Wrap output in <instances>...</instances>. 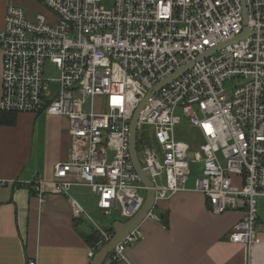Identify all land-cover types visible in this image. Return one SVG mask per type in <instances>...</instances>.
Here are the masks:
<instances>
[{
  "label": "built area",
  "instance_id": "2783aa9c",
  "mask_svg": "<svg viewBox=\"0 0 264 264\" xmlns=\"http://www.w3.org/2000/svg\"><path fill=\"white\" fill-rule=\"evenodd\" d=\"M41 1L54 20L43 13L30 18L14 4L6 8L0 110L68 119V156L54 165L51 184L68 198L74 219L91 221L69 194L72 185L89 188L103 215L115 211L118 220H127L140 209L146 186L130 159V120L156 83L193 61L152 94L138 116V158L155 190L146 218L161 220L159 200L201 192L214 214L242 212L227 239L252 244L262 227L257 202L264 199V0H244L249 34L200 60L198 55L242 32L241 0H113L109 9L101 0ZM47 62L58 77L45 74ZM95 97L102 98L101 112ZM178 111L199 129L200 144L175 139ZM198 162L201 174L189 187ZM45 184L31 181L41 201ZM96 229L101 238L87 251L89 260L112 237L98 224ZM141 238L137 227L107 262L123 259L126 247Z\"/></svg>",
  "mask_w": 264,
  "mask_h": 264
},
{
  "label": "crops",
  "instance_id": "0c3cea01",
  "mask_svg": "<svg viewBox=\"0 0 264 264\" xmlns=\"http://www.w3.org/2000/svg\"><path fill=\"white\" fill-rule=\"evenodd\" d=\"M9 4L30 18L43 13L55 19L41 0H0V29ZM1 68L0 50V98ZM68 128L65 116L46 113L18 112L13 124H0V264H89L87 251L98 241L89 237L97 229L86 218L74 219L68 198L51 184L54 165L68 156ZM35 179L46 181L45 201L32 189ZM81 187L70 188L86 209L93 208L94 195H81ZM156 207L164 218H145L143 238L126 247L123 259L103 264H264V199L257 202L262 227L250 245L227 239L242 212L214 214L201 192H178Z\"/></svg>",
  "mask_w": 264,
  "mask_h": 264
},
{
  "label": "water",
  "instance_id": "95a60500",
  "mask_svg": "<svg viewBox=\"0 0 264 264\" xmlns=\"http://www.w3.org/2000/svg\"><path fill=\"white\" fill-rule=\"evenodd\" d=\"M241 6H242V14H243V30L242 32L237 35L232 40H227L223 43L218 44L217 46L210 48L203 52L202 54L198 55L196 60H200L207 55L217 51L224 45L237 41L239 39H242L247 34H249L248 28L246 26L247 23V17H246V11H245V3L244 0H241ZM193 64V61L186 63L179 69L172 72L170 75L166 76L162 80H160L158 83H156L144 96V98L139 102V104L136 106L132 118L130 120V128H129V154L130 159L132 162V165L134 167V170L140 177L141 182L144 186H146L145 191V200L140 207V209L130 218L127 220H114L111 224L112 228V237L105 242L104 244H101L98 246V249L96 250L94 256L90 260L89 264H103L104 261L107 259L111 251L114 249V247L123 240L124 237H126L129 233H131L134 229L139 227L143 220H145L148 212L152 209V207L155 205V190L153 183L148 177V171L142 168L140 160L138 158V152H137V121L140 111L142 110L146 100L155 92H157L160 88H162L165 84L169 83L172 79L179 76L181 73H183L185 70L188 69L190 65ZM162 215V214H160Z\"/></svg>",
  "mask_w": 264,
  "mask_h": 264
},
{
  "label": "rangeland",
  "instance_id": "374dc122",
  "mask_svg": "<svg viewBox=\"0 0 264 264\" xmlns=\"http://www.w3.org/2000/svg\"><path fill=\"white\" fill-rule=\"evenodd\" d=\"M112 2L113 0H101V6L109 9L112 6ZM45 74L49 77H58L59 72L58 70L55 68L54 65H52L51 63L47 62L45 64ZM58 87V83L53 82L51 84V88L52 89H56ZM227 90L229 91V93H232V87L231 84L226 85ZM89 99L87 100V104L89 103ZM95 110L97 112H101L103 110V103H102V98L100 97H95ZM180 120L177 124H175L174 126V137L177 141H187L192 143L193 145H198L202 142V137L200 135V131L197 127H194L190 124L189 120L187 118L184 117V115L178 111ZM147 136V135H146ZM148 143H151V138L149 136L146 137ZM140 144L138 146V151L140 152ZM140 154V153H139ZM191 158V157H190ZM195 167H191V171L192 174L190 175V181L192 182L194 180V178L196 176H199L201 174V168H202V162H198L196 164H194ZM82 186L81 188H79V191L81 192V195H90L89 197H91V191L89 188H87L86 186L80 185ZM71 189V188H70ZM69 189V193L72 194L73 197H76V199H78L74 192L73 189L70 190ZM142 194L145 195L144 191H141ZM93 197V196H92ZM93 204V208L91 209H87L88 213L90 214L91 217V223H86V226L89 228V226H91V228L93 227L95 229L96 224H98L99 227L101 228H107L110 223L112 222V220L117 219V212H113V214L111 216H106L103 215L102 213H100V211L96 210L95 207V199L92 202ZM83 205V204H82ZM84 206V205H83ZM85 207V206H84ZM95 208V209H94ZM155 209H157V207L155 206Z\"/></svg>",
  "mask_w": 264,
  "mask_h": 264
},
{
  "label": "trees",
  "instance_id": "16d2710c",
  "mask_svg": "<svg viewBox=\"0 0 264 264\" xmlns=\"http://www.w3.org/2000/svg\"><path fill=\"white\" fill-rule=\"evenodd\" d=\"M15 119H16V113L15 112H5V111L0 110V124H13L15 122ZM163 218H164V216H161V219H163ZM105 229L108 232H111V228L110 229L105 228ZM89 238L91 239V241L96 242L97 240L98 241L100 240L101 235L98 231H96ZM89 238H88V240H89ZM94 246H96V245H94Z\"/></svg>",
  "mask_w": 264,
  "mask_h": 264
}]
</instances>
